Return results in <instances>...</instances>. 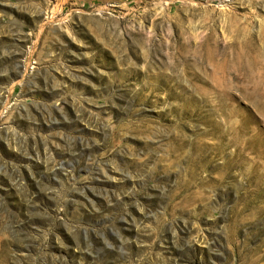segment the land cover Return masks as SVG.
<instances>
[{
    "label": "rangeland",
    "instance_id": "rangeland-1",
    "mask_svg": "<svg viewBox=\"0 0 264 264\" xmlns=\"http://www.w3.org/2000/svg\"><path fill=\"white\" fill-rule=\"evenodd\" d=\"M0 264H264V0H0Z\"/></svg>",
    "mask_w": 264,
    "mask_h": 264
},
{
    "label": "bare ground",
    "instance_id": "bare-ground-1",
    "mask_svg": "<svg viewBox=\"0 0 264 264\" xmlns=\"http://www.w3.org/2000/svg\"><path fill=\"white\" fill-rule=\"evenodd\" d=\"M83 150V149H82ZM86 151V150H85ZM61 157V156H60ZM92 169V168H91ZM95 169H98V168H95ZM101 171V170H100ZM94 172H95V170H94ZM92 173V172H91ZM105 174V173H104ZM103 175V174H102ZM94 176V175H93ZM96 176H97V174H96ZM101 176V175H100ZM98 178H99V175H98ZM94 183H96L95 181H93Z\"/></svg>",
    "mask_w": 264,
    "mask_h": 264
}]
</instances>
